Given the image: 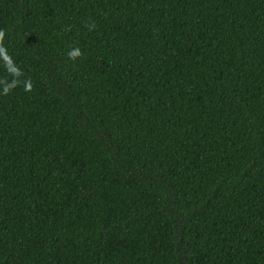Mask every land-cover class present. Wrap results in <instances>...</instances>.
Wrapping results in <instances>:
<instances>
[{
	"label": "trees",
	"instance_id": "16d2710c",
	"mask_svg": "<svg viewBox=\"0 0 264 264\" xmlns=\"http://www.w3.org/2000/svg\"><path fill=\"white\" fill-rule=\"evenodd\" d=\"M0 264H264V0H0Z\"/></svg>",
	"mask_w": 264,
	"mask_h": 264
},
{
	"label": "clouds",
	"instance_id": "9594fccd",
	"mask_svg": "<svg viewBox=\"0 0 264 264\" xmlns=\"http://www.w3.org/2000/svg\"><path fill=\"white\" fill-rule=\"evenodd\" d=\"M0 35H2V34H0Z\"/></svg>",
	"mask_w": 264,
	"mask_h": 264
}]
</instances>
